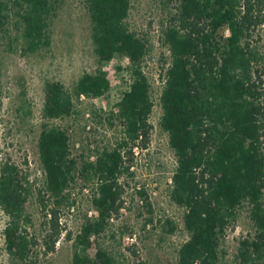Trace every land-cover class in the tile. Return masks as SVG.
<instances>
[{
	"label": "trees",
	"instance_id": "trees-1",
	"mask_svg": "<svg viewBox=\"0 0 264 264\" xmlns=\"http://www.w3.org/2000/svg\"><path fill=\"white\" fill-rule=\"evenodd\" d=\"M58 2L0 0V25L7 10L12 11L23 49L36 52L49 43V20ZM170 2L162 28L170 61L160 95V126L176 161L171 198L184 210L188 233L177 264H221V238L244 204L255 233L241 241L237 264H264V0ZM131 5L132 0H85L99 62L115 56L129 62L131 82L116 111L108 113L110 122L121 125L120 137L111 146L73 154L68 131L52 121L72 115L82 96L104 97L109 79L102 70L86 72L70 90L47 80L37 140L41 185L34 187L14 162L0 165V208L7 216L3 236L13 264H35L39 250L55 251L64 234L60 215L75 206L72 189L78 185L89 186L96 217L82 221L71 264H121L99 237L121 207L120 178L129 171L133 149L149 140L153 108L151 83L142 66L149 42L128 24ZM33 188L41 213L39 234L29 230ZM89 249L93 255L86 253Z\"/></svg>",
	"mask_w": 264,
	"mask_h": 264
},
{
	"label": "rangeland",
	"instance_id": "rangeland-1",
	"mask_svg": "<svg viewBox=\"0 0 264 264\" xmlns=\"http://www.w3.org/2000/svg\"><path fill=\"white\" fill-rule=\"evenodd\" d=\"M172 6L170 0H132L127 19L130 27L149 42L142 66L151 83L153 108L149 117L152 126L149 140L143 148L133 149L127 161L129 171L120 178L121 207L99 237L100 243L121 264H132L134 260L177 264V251L188 238L183 226L184 210L171 198V175L176 161L168 135L160 126V95L170 61L162 28L169 20ZM7 14L0 25V165L5 161L16 163L32 185L38 187L43 181L37 140L44 121L45 82L58 81L70 90L86 72L106 73L110 85L104 97L82 96L75 101L72 115L52 121L68 131L73 154L86 155L90 150L113 145L121 135V125L116 120L110 122L108 113L115 110L116 102L131 82L129 62L123 56L99 62L85 0H59L49 20V43L33 53L23 49L17 17L10 10ZM260 34L264 54V24ZM72 195L76 204L60 215L64 234L56 243L55 251L39 250L35 264H71L74 238L82 221L86 216L96 217L89 186H75ZM28 211L32 219L29 230L39 234L41 213L34 188ZM6 221L7 216L0 208V264H13L5 249ZM254 233L248 206L244 204L221 238V264H237L241 241ZM86 253L93 255L94 251L89 249Z\"/></svg>",
	"mask_w": 264,
	"mask_h": 264
}]
</instances>
